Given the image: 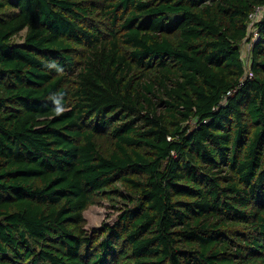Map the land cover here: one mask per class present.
<instances>
[{
	"label": "trees",
	"instance_id": "obj_1",
	"mask_svg": "<svg viewBox=\"0 0 264 264\" xmlns=\"http://www.w3.org/2000/svg\"><path fill=\"white\" fill-rule=\"evenodd\" d=\"M263 6L0 0V264H264Z\"/></svg>",
	"mask_w": 264,
	"mask_h": 264
},
{
	"label": "rangeland",
	"instance_id": "obj_2",
	"mask_svg": "<svg viewBox=\"0 0 264 264\" xmlns=\"http://www.w3.org/2000/svg\"><path fill=\"white\" fill-rule=\"evenodd\" d=\"M24 34H25V31L21 33L22 36H24ZM21 39H22L21 36L16 37L15 41L22 42ZM254 40L256 39H253L251 42L245 43V49H243V54H244L245 59L247 60L249 57L250 48L255 43L253 42ZM119 204L121 203L110 202V201L104 200L103 202H100L99 204L90 207L85 212V217L88 222L87 229H91L94 227H102L104 223L113 224L118 215Z\"/></svg>",
	"mask_w": 264,
	"mask_h": 264
},
{
	"label": "built area",
	"instance_id": "obj_3",
	"mask_svg": "<svg viewBox=\"0 0 264 264\" xmlns=\"http://www.w3.org/2000/svg\"><path fill=\"white\" fill-rule=\"evenodd\" d=\"M263 17H264V6H263V7H257V8H256V9L250 14V21H251V23H250V27H254V25H255L257 22H259ZM252 33H253V34H252V35H253L252 40H253V39H256V40L253 41V42H256V41L258 40V38H259V33L256 32L255 29H252ZM254 34H255V36H254ZM252 40H251V41H252ZM251 41H249V42H251ZM253 45H254V44H253ZM252 48H253V46L250 48L249 54H250ZM243 49H245V44H244ZM248 59H249V57H248Z\"/></svg>",
	"mask_w": 264,
	"mask_h": 264
},
{
	"label": "clouds",
	"instance_id": "obj_4",
	"mask_svg": "<svg viewBox=\"0 0 264 264\" xmlns=\"http://www.w3.org/2000/svg\"><path fill=\"white\" fill-rule=\"evenodd\" d=\"M62 111H63V109L58 107V108L56 109L57 115H59Z\"/></svg>",
	"mask_w": 264,
	"mask_h": 264
}]
</instances>
